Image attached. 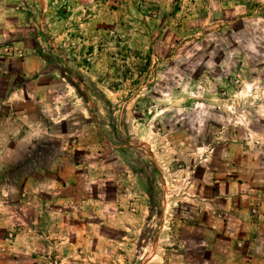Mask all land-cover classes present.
I'll list each match as a JSON object with an SVG mask.
<instances>
[{
  "label": "rangeland",
  "instance_id": "obj_1",
  "mask_svg": "<svg viewBox=\"0 0 264 264\" xmlns=\"http://www.w3.org/2000/svg\"><path fill=\"white\" fill-rule=\"evenodd\" d=\"M263 204L264 0H0V264H245Z\"/></svg>",
  "mask_w": 264,
  "mask_h": 264
},
{
  "label": "crops",
  "instance_id": "obj_2",
  "mask_svg": "<svg viewBox=\"0 0 264 264\" xmlns=\"http://www.w3.org/2000/svg\"><path fill=\"white\" fill-rule=\"evenodd\" d=\"M255 206V202L254 200H252V203L250 202V207L252 208ZM263 208L264 204L262 205V207L258 208L257 213L261 215ZM255 217L256 218L253 219L252 224L247 226L251 227L250 230L246 231L245 236L242 237L241 242L244 244L243 247L240 249H236L237 253L245 251L242 256L244 258L245 264H264V243H259L256 246L257 241L259 240L258 233H260V229H264V220H260L258 218L260 216Z\"/></svg>",
  "mask_w": 264,
  "mask_h": 264
}]
</instances>
